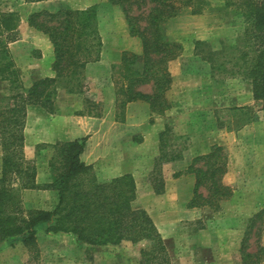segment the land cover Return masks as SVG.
<instances>
[{"label":"trees","instance_id":"trees-1","mask_svg":"<svg viewBox=\"0 0 264 264\" xmlns=\"http://www.w3.org/2000/svg\"><path fill=\"white\" fill-rule=\"evenodd\" d=\"M46 1L52 0H25ZM108 1L122 8L129 36L141 43L140 54L122 52L120 57L124 81L120 109L127 103L143 101L152 115H161L169 108L165 99L172 81L168 65L182 52L180 44L167 39L163 26L184 8H189L193 15L201 14L205 0H135L132 4L137 6L151 5L146 15L136 16L129 15L126 7L132 0ZM240 5L246 26L234 44H222L218 52L201 55L198 47L203 42L195 41L193 52L210 65L211 73L218 70L248 81L254 101L262 103L264 109V0H243ZM18 25L16 13L0 11V83L9 86L8 94L0 95V245L19 239L37 257L36 233L42 227L46 234H70L77 244L88 247H117L122 242L136 244L146 240L151 247L140 254L153 260L159 256L163 259L165 245L155 225L145 211L132 205L136 199L133 177L125 174L109 182H98L92 168L80 161L85 139L51 146L49 184L36 185L35 169L24 157L26 108L36 106L53 114L58 88L63 87L70 94L82 93L77 80L79 72L86 64L98 61L101 40L95 6L85 10L39 11L28 16L27 26L47 37L54 54V77L37 79L28 89L22 87L21 72L8 51V45L18 40ZM219 56L224 57V62L217 63ZM226 63H232L230 71L225 70ZM147 85L151 92L143 93L140 88ZM253 119L252 115L239 118L241 123L235 128ZM167 131L159 135L160 154L156 161L164 157L161 147ZM186 172L194 176L187 208L209 207L216 212L220 202L231 198L233 188L223 181L227 172L223 147L213 146L207 154L194 157ZM23 190L55 191L57 203L51 211L26 210L20 200ZM155 193L160 194L161 190L156 188ZM263 221V211L248 220L240 243L241 264H260L264 260V247L258 237L256 252H248L249 237L254 229V235L259 236Z\"/></svg>","mask_w":264,"mask_h":264},{"label":"rangeland","instance_id":"rangeland-1","mask_svg":"<svg viewBox=\"0 0 264 264\" xmlns=\"http://www.w3.org/2000/svg\"><path fill=\"white\" fill-rule=\"evenodd\" d=\"M92 1L96 3L98 33L101 40L98 61L86 64L84 69L79 72L77 80L80 83L82 93L70 94L63 87L58 88L55 104L62 103L65 109L76 115L100 117L104 110V99L110 94L108 93L110 92L108 89L112 87L115 99L117 100V103L115 102V116L122 120L124 113H122L119 103L122 98L120 88L123 87L124 81L122 80L120 65L122 52H119L121 51L120 49L126 48L125 52L131 53L132 51L130 52L127 49L128 46L134 49L141 46V43L138 38H133L131 42L124 41V35L126 34L125 32H128V29L120 6L112 5L108 0ZM133 1L135 0L130 1V4H126L131 16L138 14L146 15L151 8L149 4L137 6L136 4H132ZM242 2L243 0H205L206 6L202 11L201 18H197L196 21H192L194 20L191 17L194 16L192 11L189 8H184L180 11L179 16L180 14L181 16L185 14L186 17H181V19L171 23L169 29L167 28L166 30L167 21L164 24L166 30H164V33L168 40L180 45L179 39H183L185 46L187 44L192 46L194 38L199 37L203 39V44L198 47L201 55H206L209 52H218L222 48V44L226 46L234 44L236 38L240 37L245 29L244 8L240 5ZM81 5L79 0H52L38 3H27L25 0H0L1 12H14L19 18L18 40L15 42H20L22 45L20 52L16 54H21L19 56L23 55L25 61L28 60V56L29 59H40L42 55L38 48L40 47L45 50L46 46H50L51 55H49V58L46 57L47 60L44 63L45 66L50 64L52 69L54 62L53 48L45 35L27 26V18L30 14L39 11L55 12L60 9L81 10L79 9ZM141 26H143V23H141ZM186 32L193 34H187ZM185 34L187 35L185 36ZM8 51L14 61L12 53H10L9 49ZM227 54L225 53L224 55ZM178 58L168 65L170 76L175 75L180 81L182 80L180 79L181 76H191L197 82H193L192 85L198 88H205L206 85H210L211 91L217 92L212 95L213 98L216 97V101H221L230 96V90L240 91L247 87L251 88L248 81L242 80L237 76L232 77L218 70H215L214 75L209 78V69L206 66L208 63L201 61L200 56L194 55V52L191 53V50L186 51L185 56L180 61H178ZM224 60L223 56H219L217 63L224 62ZM224 68L230 71L232 63H226ZM19 70L21 74L24 73L22 69ZM29 75L25 77L26 82L23 83L21 79L24 89H28L33 81L43 79H33ZM63 80L66 81V78ZM8 88L7 83H0V95H7ZM149 89V85L142 88L145 92H149ZM166 100L168 102V99ZM192 100L195 101L194 99ZM261 104L258 103L253 108L238 109L237 111L234 109L215 111L214 117L216 120L213 122L211 119H208L209 121L204 122L207 125L209 123L208 126L212 129L221 125L233 128L241 123L238 122L239 118L252 115L256 119V109L260 108ZM202 116L198 115V112H191V116H188L189 121L187 125L192 127V132L197 133ZM166 117H163L164 129L162 132L165 129H168V131L163 136V147H161L164 157L156 161L159 153L154 159H150V169L147 171L145 169L138 179L139 188L145 185L149 186L148 188L150 189V192L143 194L144 201L142 199L141 203L148 201V198L152 197V191L156 198H158L155 201H150V208L153 211L154 209L156 210L154 216L156 215L158 222L162 223L160 228L156 229L160 237L162 236L165 239L163 244L165 245L166 255L162 257L166 259H162L159 256L153 260L146 255L142 256L140 252L147 251L151 247V243L146 240L136 244L127 242L128 244L123 245L124 247L117 246L105 249L85 247V245H79L75 240L73 241L74 237L70 234L62 233L61 237L59 236L57 237L58 239H55L53 235L58 234H46L43 228L40 227L37 230L35 242L38 252L37 257H34L20 243L19 239H16L2 249L3 253L0 264H10L7 257L10 258L11 256L14 257L15 264H132L131 259L134 258L136 260L135 264H241L240 243L246 231L248 220L254 214L260 211L264 212V209L260 210L258 208L264 206V180L260 185H253L255 180H245L244 184L246 181L250 183L247 185V193L245 195L243 193V195H238V201L236 202H230V199L220 202V208L216 212L209 207L187 208L192 193L189 196L190 198L182 194L177 196L176 193L165 194V182L174 180L173 176L177 177L176 175L179 173L182 175L192 161L191 159L189 165L183 162L180 164L181 166H175L174 169L168 167L170 159H174L172 163L180 159L182 160V153L186 151L188 143L182 139V136H176L172 133L171 127L166 124ZM156 118H158V115L150 114L149 124L155 123ZM261 131L262 129L254 132L255 138H258ZM132 140L136 143L139 142L140 135H132ZM51 146L53 145H41L35 148L34 155L36 158L34 157V160L28 161L29 166L34 168L35 172L40 166H48L53 156ZM156 188L158 191L161 190V194L155 193ZM234 189L238 193V187L235 186ZM53 192L56 194L55 191ZM201 192L205 193L204 190H201ZM146 195H148L147 198L145 197ZM40 199L42 200V198H39V204ZM20 200L21 202L23 201L22 192H20ZM50 200L51 198L44 199L49 204ZM241 201H244V203ZM139 205L141 204L139 203ZM35 206L42 209L31 208L28 210L51 211L54 208L53 206L50 210H46L45 206L32 205V207ZM254 230L249 237V253L256 252L257 237L259 238L260 245L264 247V221L263 229L259 236L254 235ZM6 251H9V254H5ZM260 264H264V260Z\"/></svg>","mask_w":264,"mask_h":264},{"label":"crops","instance_id":"crops-1","mask_svg":"<svg viewBox=\"0 0 264 264\" xmlns=\"http://www.w3.org/2000/svg\"><path fill=\"white\" fill-rule=\"evenodd\" d=\"M79 1L82 4L79 7L81 10L96 6V3L92 0ZM202 13L191 16L193 17L192 19H194L192 21L201 18ZM181 17L186 16L185 14L184 16H181V14L179 16L178 14L176 17L169 19L168 22L166 21V30L167 28L169 29L171 23L181 19ZM125 33L124 41H133L134 37H130L128 32ZM187 34H185V36ZM194 39L192 46H189L187 43V46H185L183 39H179L183 52L178 58V61L183 59L186 51L191 50V53L193 52L195 41H204L199 37ZM21 45L20 42L10 43L8 49L14 57L16 67L22 69L24 72L21 74L23 83L27 81L25 77H28V74H30L29 77L33 79L53 78L54 73L52 72L50 64L45 66L44 63L47 58L50 57L49 55H51L50 46H46L45 50L40 47L38 48L42 55L40 59H29L28 56V60L25 61L23 55L19 56L21 54H16L20 52ZM127 49L130 52L132 51L131 53L133 54L138 55L141 53V46L134 49L128 46ZM120 50L119 53L125 52L126 48ZM206 66L209 69L208 73L210 78L214 74L211 73V69L209 68L210 65L208 66L207 64ZM180 79L182 80L180 81L175 75H171V85L165 93L169 108L163 114L158 115V118L155 119V123L151 125L148 122L151 114L149 105L143 101L127 103L122 110V113H124L122 116H124V118L122 120L116 118V99L112 87L108 89V91H110L108 93L110 94L104 99V110L100 117L76 115L68 111V109H65L62 103L56 104V111L53 114H48L36 106H28L26 108V119L23 132V152L26 161L34 160V152L37 146L54 145L58 142L85 139L80 161L84 165L92 168V173L97 181L101 183L109 182L125 174H130L136 186V199L132 204L133 207L135 209L144 210L155 227L160 228L162 223L160 224L156 215L154 216L156 210L154 209L153 211L152 208H150V201H155L158 198H156L154 192L151 190V194H153L152 197L148 198V201L141 203L142 199L144 201L143 194L150 192V189L148 188L149 186L145 185H140L141 187L139 188L138 179L145 169L146 171L150 169L149 160L152 158L154 159L160 153L158 138L164 129L163 117L167 116L166 124L171 127L172 133L176 136H182V139L188 143L186 145L188 146L186 151L182 153V160L180 159L172 163L174 159H171L170 165L167 166L174 169L175 166H181L180 164L183 162L189 165L190 160L194 157L207 154L213 146H221L224 148L227 155V172L223 181L226 185L233 188L230 202L238 201V195H245L247 193V185L250 183L246 181L244 184L245 180H255L253 185H260L264 180V109H261V107L256 109L257 112L255 113V117L257 118L240 128H229L221 125L212 129L208 126L209 123L207 125L204 121H209L208 119H211L214 122V120H216L214 117L216 114L215 111L218 112L222 109H234L237 111L238 109L253 108L258 104L253 99L251 88L247 87L240 91L230 90V96L227 95V98L216 101V97L213 98L212 95L217 92H212L210 85H206L205 88H198L192 85L193 82H197L196 79L191 78V76H181ZM142 88H144V86L140 88L143 93L151 92V86H149V92L143 91ZM191 112H198V115H203L202 118H200V125L197 128V133L194 131L192 132V127L187 125L189 121L188 116H191ZM261 129L263 132L261 131L258 138H255L254 132L260 131ZM137 134L140 135V141L136 143L132 140V135ZM187 138H189V140H187ZM182 171H184V169H182ZM173 178L174 180L165 182V194L176 193L177 196L182 194L190 198L189 196L194 186V176L185 171L182 175L180 174L177 177L173 176ZM50 181L51 176L48 166L44 165L38 167L35 175L36 185L42 186L49 184ZM234 185L238 187V193L237 191L235 192ZM147 196L148 195L145 197L147 198ZM22 198V205L27 210L31 208L42 209L37 208V206L32 207V205L45 206L46 210H50V208L56 204V194L49 190H23ZM39 198H42V200L40 199V204L38 203ZM50 198V204L44 201V199ZM37 199L38 201H36ZM139 203L141 205H139ZM242 203H244V201ZM258 208L263 210L264 206ZM253 209H255V207H253ZM60 235L62 234L53 235V238L58 239L57 237ZM162 240L165 242L163 237ZM126 244L128 243L122 242L119 246L124 247L123 245ZM6 245H8L6 242L0 245V259L3 253L2 249H4ZM6 253L9 254V251H6L5 254ZM8 259L10 264H15L13 256L10 258L7 257V260ZM131 260L132 264H135V258Z\"/></svg>","mask_w":264,"mask_h":264}]
</instances>
